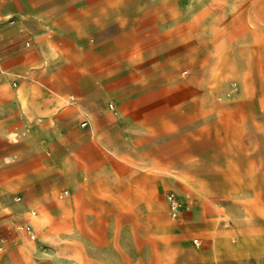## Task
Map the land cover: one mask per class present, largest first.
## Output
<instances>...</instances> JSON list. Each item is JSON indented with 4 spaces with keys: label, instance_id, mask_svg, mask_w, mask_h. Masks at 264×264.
<instances>
[{
    "label": "rangeland",
    "instance_id": "rangeland-1",
    "mask_svg": "<svg viewBox=\"0 0 264 264\" xmlns=\"http://www.w3.org/2000/svg\"><path fill=\"white\" fill-rule=\"evenodd\" d=\"M117 2L116 56L47 64L34 86L69 101L103 89L105 111L85 103L52 127L0 96V170H17L0 183L21 204L48 192L22 235L42 264H264V0ZM162 188L194 210L172 218Z\"/></svg>",
    "mask_w": 264,
    "mask_h": 264
},
{
    "label": "crops",
    "instance_id": "crops-1",
    "mask_svg": "<svg viewBox=\"0 0 264 264\" xmlns=\"http://www.w3.org/2000/svg\"><path fill=\"white\" fill-rule=\"evenodd\" d=\"M122 25L123 15L117 0L114 8H109L107 0H0V96L14 97L18 101L14 107L6 106L5 111L12 110L28 122L52 127L59 125L61 117L66 119L78 109H85V103L105 111L109 94L103 89L92 92L83 100L69 101L56 89L38 90L34 86L44 76L47 64L78 61L87 65L108 64L116 56V52L109 50H117V28L121 29ZM7 74H18L22 78L17 92L5 88ZM13 85L17 86V82ZM123 123L115 121L113 127H120ZM52 136L53 140L58 138L56 130ZM118 157L121 160L132 159L124 153ZM51 161L52 174L54 171L58 174L59 154L53 152ZM22 171L23 168L19 170L20 173ZM16 173L12 167L0 170V176ZM163 181L171 186L173 178L165 175ZM13 184V181L0 183V264H42L36 256L34 244L22 235V228L36 222L24 209L37 205L48 192L43 196L22 192L24 201L21 204L12 199ZM170 191L174 190L162 188V196L165 195L162 198L166 202ZM193 210L192 204L188 205L178 218ZM227 236L221 233L216 237L226 241Z\"/></svg>",
    "mask_w": 264,
    "mask_h": 264
},
{
    "label": "built area",
    "instance_id": "built-area-1",
    "mask_svg": "<svg viewBox=\"0 0 264 264\" xmlns=\"http://www.w3.org/2000/svg\"><path fill=\"white\" fill-rule=\"evenodd\" d=\"M11 22H13V20H11ZM111 107H113L112 104H111ZM86 124L87 122L84 121L82 123V126H85ZM166 197H167V201L169 204V212H170L171 217L174 219L178 218L182 210V205H181V202L178 196L176 195L175 192L170 191L167 193ZM31 234L33 235V233ZM196 242H198V240H196Z\"/></svg>",
    "mask_w": 264,
    "mask_h": 264
}]
</instances>
